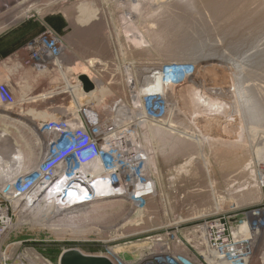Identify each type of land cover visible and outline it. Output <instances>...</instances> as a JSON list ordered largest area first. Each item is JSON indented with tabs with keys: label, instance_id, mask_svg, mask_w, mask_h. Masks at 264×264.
Here are the masks:
<instances>
[{
	"label": "rangeland",
	"instance_id": "obj_1",
	"mask_svg": "<svg viewBox=\"0 0 264 264\" xmlns=\"http://www.w3.org/2000/svg\"><path fill=\"white\" fill-rule=\"evenodd\" d=\"M47 1L19 0L13 6L18 7L20 4L22 6L25 3L26 6L23 7L29 10L27 15L11 25L0 22V39L26 21H37L42 27L41 32L25 45L11 54L0 56V111L6 113L7 118L4 117V121L0 119V133L6 135L4 138L9 140L2 141L0 138L1 162L10 165L11 162L17 161L18 170L27 171L34 167L44 156L42 148L46 137L39 129L42 122L58 119L57 117L62 115L69 117L76 114L81 104L89 100L88 97H84L87 99L83 100L81 94H91L96 90L98 96L90 101L93 108L100 110L99 113H105L101 114L100 118L107 120L113 115V120L119 124L118 126L125 127V123L126 126L130 123L129 127L138 137V141L140 140L139 144L141 146L148 144L152 147V155L149 154L142 164L149 168L146 169L155 182L156 191L145 210L136 218L135 215L127 216L126 205L125 208L123 205V208L119 209L120 205L113 202L101 210L87 213L80 222L73 221L72 226L70 222H60L54 218L47 221L44 215L41 220L33 219L29 217V211L22 212L24 215L17 217L13 229L8 234L0 236V254L3 251L9 254L11 260L8 263L16 264L13 259L22 250L26 253L33 251L57 264L61 254L67 249L77 248L85 253H93L106 251L108 246L117 249L127 244L129 251L135 247H142L145 250L148 247L147 243L139 246L137 239L152 241L145 238H167L168 233L182 241L189 240L195 243L194 239H198L195 227L203 223L204 218L223 217L235 218V221L246 219L248 224L251 221L252 226L256 224L260 226L258 229L256 226L254 230L257 243L252 258L249 262L240 264H264V0H162L166 2L164 6L156 8L157 5L152 2V9L148 5L139 9L140 13L132 6L124 5L127 10L122 3L110 0L108 2L111 4H108L107 0L89 2L65 0L53 6H48ZM78 6H83L84 9ZM147 7L151 10L148 11ZM144 8H147L146 11ZM130 9L137 13V17L133 16L136 20L130 19L131 22L135 21L133 23L128 21ZM88 15L91 16L89 22L99 23L101 29L94 31L89 38L80 39L90 49L103 51L105 55L102 61L105 63L115 62V67L105 66L108 67L106 72L109 75L106 79L97 76L94 70L87 71L91 81L96 83L95 90L84 92L78 78L65 77L64 71L57 66L59 63L55 64L56 66L51 63L40 67L36 63L29 65L24 62L30 59L28 53L25 52L26 57L22 54L27 44L47 31H52L60 41L59 47H63L69 35H72V29H75L73 20L79 19L78 21L82 23L89 19ZM121 15L128 16L121 17V20ZM57 16L62 17L65 23L60 33L47 22V19ZM92 16L96 18L98 16L99 19ZM73 35L76 37L77 34L74 32ZM65 55L63 54L62 58ZM90 58L97 57L91 55ZM58 59V62L61 61L60 57ZM167 63L171 65L165 66ZM157 66L160 67L159 71L165 74L164 79L169 78V82H174V77L182 76L185 67L195 66L201 75H204L185 85L186 87L180 91L179 98L184 103L180 101L178 106L181 105L179 107L182 108L178 106L179 109L175 106L170 109L156 108L143 100L142 92L152 84L158 72V69H155V74L152 75L150 70ZM173 67L182 71L174 70ZM166 69L172 70L167 72ZM188 73L189 76L192 75V71ZM72 80L79 89L63 92L69 90L67 83ZM41 82L43 85L38 88ZM195 82L206 87L200 88ZM132 86L143 98L140 96L141 102L137 103L139 105L134 102L136 93L132 92ZM2 93H5V98L2 97ZM44 95L46 97L42 100L47 99L48 102L39 100ZM120 101L125 107L121 108L123 104ZM114 106L121 108L119 116L116 111H113L115 114H108V111L115 109ZM4 107L5 110L2 109ZM62 107L66 111L62 110ZM24 108L26 110H23ZM190 114L192 115L188 116ZM126 115L131 118H127ZM157 126L167 129L169 135L165 133V136L154 138ZM11 135L18 141L16 147ZM29 149L33 150L34 155H38L35 160L31 161L30 158L27 160ZM117 221H123L122 227L128 231L127 237H121L123 231L110 230L116 226ZM99 225L105 228L102 233L106 234V237L101 239L93 233V229L100 228ZM191 245L196 249L188 246L189 250H186V253L199 264H207L205 262L207 255L203 249L195 244ZM120 250L123 249L120 248L118 251Z\"/></svg>",
	"mask_w": 264,
	"mask_h": 264
},
{
	"label": "built area",
	"instance_id": "obj_2",
	"mask_svg": "<svg viewBox=\"0 0 264 264\" xmlns=\"http://www.w3.org/2000/svg\"><path fill=\"white\" fill-rule=\"evenodd\" d=\"M47 32L39 37L41 44L36 45L32 41L33 43L25 46V50L32 47L29 50L31 59L26 60L27 63L39 61L41 65L50 64L58 58L54 54L62 48L59 47L60 42L54 32L56 38L50 37ZM48 55L53 56L52 60ZM1 95L6 97L5 93ZM79 110L72 116L44 122L41 133L46 138L41 161L37 166L20 173L12 183L8 182L4 186L0 184V236L13 229L17 217L24 215L22 212H28L25 207H36L38 204L49 207L48 216L55 220L58 215L65 218H81L89 213L98 201L114 197V191H117L122 192L118 194L129 197V200H123L126 198L121 196L118 201L113 202L120 205L119 209L126 205L127 216L135 215L136 218L145 210L152 198V191L143 186L150 182L151 177L148 172L142 171V163L136 158L133 140L127 135V132L131 133L130 127L118 126L117 122L110 121L109 118L100 119L97 111L89 113ZM95 164L101 166L99 170H95L96 173L86 171ZM111 169L113 170L110 171ZM141 191L149 195L144 196ZM102 202L108 201L99 203ZM122 226L123 221H117L116 226L110 230L123 231L121 237H127L128 231ZM256 226L257 224L252 226L251 221L248 224L246 219L235 221V218H204V222L195 227L198 237L197 240L194 239L195 243L182 241L168 233L167 238H145L152 241L137 239L139 246L147 243L145 250L135 247L129 251L127 244L120 247L123 250L118 251L120 248H117L118 252L112 246H108L106 251L93 253L79 250L87 255L105 256L113 264H199L186 253L188 246L195 248L191 245L195 244L207 255V264H240L249 262L253 256L257 243L254 236ZM259 227L258 225L257 229ZM104 229L100 226L99 229H93V233L101 239L106 237V234L102 233ZM136 251L139 252L135 254ZM9 260L10 255L3 251L0 254V264H9ZM13 260L16 264H56L33 251L26 253L24 250Z\"/></svg>",
	"mask_w": 264,
	"mask_h": 264
},
{
	"label": "bare ground",
	"instance_id": "obj_3",
	"mask_svg": "<svg viewBox=\"0 0 264 264\" xmlns=\"http://www.w3.org/2000/svg\"><path fill=\"white\" fill-rule=\"evenodd\" d=\"M19 0H0V22H7L8 23V25H11V24H14V23H17V22H19L20 20H21V18L23 17V16H25V15H27V13H28V9L26 8H24L23 6L25 5V3H23L22 4V6H18V7H14L13 6V4H15L16 2H18ZM65 0H52V1H47V2H49L48 3V6H53V5H56V4H60L61 2H64ZM83 1V0H82ZM90 0H88V2H89ZM25 2H27V1H25ZM87 2V3H88ZM91 2H93V1H91ZM90 2V3H91ZM107 2H108V0H107ZM118 3H122V5L124 6H126V7H128V6H132L133 7V9H135V11L137 10H139V9H141L142 7H146V6H151V9H152V6L153 5H151V3L153 2V4H155V5H157V7L156 8H158V7H162V6H164L165 4H166V2L165 1H159V0H118L117 1ZM117 2H114V3H117ZM93 3H95L96 4V2H93ZM45 4H47V3H45ZM82 5V3H79V5ZM84 4H85V1H84ZM83 4V5H84ZM108 4H111V3H109L108 2ZM38 5H39V3H38ZM38 5H36V6H38ZM74 5V4H73ZM93 5L94 4H92V6L91 7H93ZM116 5V4H115ZM26 6V5H25ZM64 6V5H63ZM86 6H88L87 4L85 5V8H86ZM117 6H119V5H117ZM124 6V7H125ZM73 7V6H72ZM78 7H80V6H78ZM83 9H84V7L83 6H81ZM80 7V8H81ZM90 7V6H89ZM89 7H88V9H89ZM125 7V8H126ZM32 8V7H31ZM36 8V7H35ZM77 8V7H76ZM80 8H78L79 10H80ZM81 8V9H82ZM148 8V7H147ZM147 8H144V10L145 9H147ZM72 9V8H71ZM74 9V8H73ZM87 9V8H86ZM93 9V8H92ZM96 9V8H95ZM95 9H93V10H95ZM101 9V8H100ZM99 9V10H100ZM127 9V8H126ZM143 9V8H142ZM151 9H149L148 8V11H150ZM98 10V9H97ZM96 10V11H97ZM123 10H124V8H123ZM128 10V9H127ZM68 11V10H67ZM69 11H70V9H69ZM68 11V12H69ZM82 11V10H81ZM81 11H79L80 13H81ZM86 11V10H85ZM88 11H91V10H88ZM95 11V12H96ZM130 11V13H129V17H128V21L129 22H131L130 21V19L131 18H133L134 19V17L136 16V12L135 11H131V9L129 10ZM146 11V10H145ZM66 12V11H65ZM83 12V14H84V11H82ZM139 12V11H138ZM75 13V12H74ZM87 13V12H86ZM128 13V12H127ZM140 13V12H139ZM83 14L81 13V15L83 16ZM90 14V13H89ZM96 14H99L100 15V13L99 12H97ZM123 14V13H122ZM98 15V16H99ZM78 16H80V15H78ZM89 16V19H87V20H85V21H83L82 23L80 22V21H78L79 19H76L77 20V22L76 23H78V22H80L82 25L83 24H86V23H88L89 25H95V26H99L100 24L99 23H96L95 21L94 22H89L90 21V15H88ZM87 16V17H88ZM94 16V15H93ZM92 16V17H93ZM97 16V18L96 17H93V18H95V19H99V17ZM125 16V15H124ZM124 16H120V19H121V17L123 18ZM128 16V15H127ZM127 16H125V17H127ZM134 16V17H133ZM81 17V16H80ZM137 17V16H136ZM100 18H101V15H100ZM84 19V18H83ZM80 20H81V18H80ZM92 20V19H91ZM104 20V19H103ZM122 20V19H121ZM134 20H136V19H134ZM71 21H72V19H71ZM75 21V20H74ZM97 21V20H96ZM99 21V20H98ZM123 21H124V19H123ZM100 22H101V20H100ZM122 22V21H121ZM133 22H135V21H133ZM133 22H131V23H133ZM103 23V22H102ZM79 24V23H78ZM80 24V25H81ZM97 24V25H96ZM122 24V23H121ZM126 24H128V23H126ZM126 26V25H125ZM74 27V26H73ZM100 27V26H99ZM104 27V26H103ZM93 28V27H92ZM96 28V27H95ZM78 29H80V28H78ZM89 29V28H88ZM87 29V30H88ZM94 29V28H93ZM97 29V28H96ZM96 29H94L95 30V32H96ZM98 29H100V28H98ZM103 29V28H102ZM85 29L83 28V31H84ZM92 29H90V31H91ZM79 31V30H78ZM81 31V30H80ZM85 32V31H84ZM92 32H94V31H92ZM107 32V31H106ZM80 33V32H79ZM88 33V32H87ZM47 34L50 36V37H53V38H56V36L53 34V32H51V31H48L47 32ZM81 35V34H80ZM83 35V34H82ZM74 36V35H73ZM72 38V37H71ZM79 39V38H78ZM64 41V40H63ZM74 41V40H73ZM60 42V41H59ZM69 42V41H68ZM33 43V42H32ZM38 43H42V41H41V38H38L37 40H34V44H36V45H39ZM43 44H44V42H43ZM71 44V43H70ZM71 46V45H70ZM91 46V45H90ZM92 47V46H91ZM63 48V49H62ZM61 49H59L58 50V52H56L54 55L55 56H57V57H60V58H62V55L64 54L65 55V51H64V47H62ZM87 48V47H86ZM30 49H32V47L30 48H28L27 50H25L24 52H22V54L24 55L23 57H26V55H25V52L26 53H28V55H29V53H30ZM67 49V48H66ZM65 49V50H66ZM23 50V49H22ZM42 52V54L44 53V51H41ZM65 52V53H64ZM68 52H70V51H68ZM71 53V52H70ZM89 53V52H88ZM67 55H68V53H67ZM73 55V54H72ZM17 56L19 57V52H18V54H17ZM70 56V55H69ZM69 56H67V57H69ZM51 57H53L52 55H48V58H50L51 60H52V58ZM65 57H66V55H65ZM64 57V58H65ZM71 57V56H70ZM73 57H74V55H73ZM21 58H22V56H21ZM72 58V57H71ZM31 59V58H30ZM29 59V60H30ZM80 59V58H79ZM34 60V59H33ZM56 61H58L59 59L58 58H56L55 59ZM63 60V59H62ZM70 60V59H69ZM167 60V59H166ZM71 61V60H70ZM24 62H26V61H24ZM63 62V61H62ZM161 62V61H160ZM23 63V62H22ZM27 63V62H26ZM26 63H24V64H26ZM34 63H36L35 61H32L31 63H27V64H29V65H32V64H34ZM53 63V62H52ZM59 63V62H58ZM66 63H67V60H66ZM72 63V62H71ZM173 63V62H172ZM57 64V63H56ZM64 64V63H63ZM68 64H70V63H68ZM36 65H38V66H40L41 67V63L39 62V61H37V63H36ZM44 65V64H43ZM53 65V64H52ZM65 65V64H64ZM73 65V64H72ZM143 65V64H142ZM150 65V64H149ZM158 65V64H157ZM171 64H166L165 66H170ZM144 66V65H143ZM148 66V65H147ZM152 66V65H151ZM156 66V65H155ZM59 67H60V65H59ZM66 67H69L70 68V66H64V68H66ZM223 67V66H222ZM38 68V67H37ZM50 68V67H49ZM61 68V67H60ZM64 68H63V70H64ZM191 68V69H190ZM220 68V67H219ZM227 68V67H226ZM45 69H46V67H45ZM52 69V68H51ZM67 69V68H66ZM148 69V68H147ZM155 69H158V72L156 73V78L154 79V81H152V84L151 85H149V87L148 88H146V90L145 91H143L142 92V96H144L143 98H142V96H141V98L144 100V101H147V102H149V105H151V106H153V107H156V108H160V107H165V108H167L168 109V107H169V109L171 108V107H176V108H178L179 106H181V105H179L178 106V103L180 102V101H182V100H180V98H179V95H180V91L182 90V89H184L186 86L185 85H187V84H190V83H193L194 82V80L195 79H197L198 77H204V75H201V73H200V70L199 69H197L195 66H190V67H188V68H184L183 70V74H182V76H177V77H174V82H169V78H165L164 79V73L162 74V72H160L159 70H160V67L159 66H157V67H153L151 70H150V73H152V75H154L155 74V72H154V70ZM172 69H174V70H176L177 69V67L175 68V67H173ZM172 69H169V71L170 70H172ZM187 69V70H186ZM50 70V69H49ZM48 70V71H49ZM163 70V69H162ZM177 70H181L182 71V69H177ZM23 71V70H22ZM67 70H65V72H66ZM165 71H167V72H169L168 71V69H166ZM186 71H187V73H186ZM188 71H192V75H190L189 76V73H188ZM219 71H220V69H219ZM227 71V70H226ZM24 72V71H23ZM52 72H54V71H52ZM56 72V71H55ZM63 73V72H62ZM67 73V76H69L68 74H70L71 72L70 71H68V72H66ZM72 73H74V72H72ZM146 73V72H145ZM167 74V73H166ZM53 75H54V73H53ZM58 75V74H57ZM66 75V74H65ZM55 76V75H54ZM64 76V75H63ZM51 77V76H50ZM56 77V76H55ZM55 77H54V79H55ZM57 77H59V76H57ZM61 77V76H60ZM169 77V76H168ZM211 77V76H210ZM64 78V77H63ZM68 78V77H67ZM130 78V77H129ZM128 78V79H129ZM154 78V77H153ZM213 78V77H212ZM62 79V78H61ZM68 79H70V78H68ZM111 79V78H110ZM48 80V79H47ZM77 80V79H76ZM112 80V79H111ZM110 80V81H111ZM140 80V79H139ZM138 80V81H139ZM61 81V80H60ZM63 81V80H62ZM61 81V82H62ZM67 81V80H66ZM107 81V80H106ZM115 81H117V80H115ZM214 81V80H213ZM57 82V81H56ZM95 82H97L96 80H95ZM145 82V81H144ZM51 83H52V81H51ZM50 83V84H51ZM64 83V82H63ZM66 83V82H65ZM105 83V82H104ZM114 83V82H113ZM143 83V82H142ZM196 83V82H195ZM94 84H96V83H94ZM106 84V83H105ZM108 84V83H107ZM116 84V83H115ZM127 84H129V82L127 83ZM134 84V82H132V85ZM147 84V83H146ZM196 84H198V83H196ZM42 85H43V82H41V83H39V85H38V88L39 87H42ZM47 85V84H46ZM45 85V86H46ZM66 85V84H65ZM49 86V85H48ZM48 86H46V87H48ZM53 86V85H52ZM52 86H51V88H52ZM59 86V85H58ZM64 86V85H63ZM67 86H68V88H69V90H65V89H63V90H65V91H63V92H72L73 91V89L75 90V88L78 90L79 89V87L77 88V85H75V83H74V81L72 80V81H70V83L68 82L67 83ZM66 86V87H67ZM129 86V85H128ZM144 86H146V85H144ZM198 86L200 87V88H205L206 86L203 84V85H201V84H198ZM44 87V86H43ZM133 87V86H132ZM141 87H143V84L141 85ZM147 87V86H146ZM7 88V87H6ZM38 88H36V89H38ZM96 88H97V86H96ZM108 88V87H107ZM118 88V87H117ZM116 88V89H117ZM129 88V87H128ZM60 89V88H59ZM109 89V88H108ZM134 89H135V87H133V89H132V92H134V93H136L135 95H136V97H134V99H135V103L137 104L139 101H140V96H139V93L136 91H134ZM143 89V88H142ZM44 90V89H43ZM42 90V91H43ZM97 90H99V89H97ZM140 90H141V88H140ZM144 90V89H143ZM201 90V89H200ZM34 91V90H33ZM58 91V90H57ZM113 91V90H112ZM130 91H131V89H130ZM35 92V91H34ZM39 92H41V91H39ZM53 92V91H52ZM55 92H56V90H55ZM33 93V92H32ZM43 93V92H42ZM59 93V92H58ZM115 93V92H114ZM10 94V93H9ZM39 94V93H38ZM52 94V93H51ZM34 95V94H33ZM53 95V94H52ZM61 95H62V93H61ZM60 95V96H61ZM82 96H83V98L84 97H88L89 98V100L88 101H85V102H83L82 104H81V107H79V109H81V111L82 110H84V111H88L89 113H91L92 111H97V112H99L100 110H98V109H96V108H93V106L91 105V99L93 100V99H95L96 98V96H98V93H97V91L95 90L93 93H91V94H81ZM134 95V96H135ZM47 96H50V95H47ZM46 97V95H44V96H41V98H39V100L41 101L43 98H45ZM50 97H53V96H50ZM120 97V96H119ZM181 97V96H180ZM13 99V98H12ZM51 99H53V98H51ZM61 99V98H60ZM85 99H87V98H84L83 100H85ZM113 99V98H112ZM115 99V98H114ZM120 99V98H119ZM122 99V98H121ZM120 99V100H121ZM129 99V98H128ZM133 99V98H132ZM25 100V99H24ZM58 100V99H57ZM80 100H82V99H80ZM109 100V99H108ZM42 101H46V102H48V100L47 99H45V100H42ZM50 101V100H49ZM79 101V100H78ZM116 102V101H115ZM121 103H122V101H120ZM141 102V101H140ZM139 102V103H140ZM183 102V101H182ZM9 103H11V102H8V104ZM12 103H14V102H12ZM44 103V102H43ZM51 103V102H50ZM61 103V102H60ZM112 103V102H111ZM184 103V102H183ZM15 104V103H14ZM38 104V103H37ZM40 104V103H39ZM42 104V103H41ZM51 104H53V103H51ZM62 105H63V103H61ZM109 104V103H108ZM123 105H121V108L124 106V103H122ZM181 104V103H180ZM2 105H4V104H2ZM5 105H7V104H5ZM31 105V104H30ZM57 105H59V103L57 104ZM65 105V104H64ZM63 105V106H64ZM111 105V104H110ZM137 105H139V104H137ZM220 105V104H219ZM22 106H23V104H22ZM44 106V105H43ZM71 106V105H70ZM69 106V107H70ZM108 106V105H107ZM130 106V105H129ZM135 106V105H134ZM178 106V107H177ZM38 107V106H37ZM51 106H49V108H50ZM55 107V106H54ZM116 106H114V108H115ZM125 107V106H124ZM137 107V106H136ZM43 108V107H42ZM44 108H45V106H44ZM121 108L119 107L118 108V106H117V108H115V109H113L114 111H116L117 113H118V115L117 116H119V112L121 111ZM138 108H140V106L138 107ZM142 108V107H141ZM152 108V107H151ZM176 108H175V110H176ZM179 108H182V107H179ZM178 108V109H179ZM3 110H5V107L4 108H2ZM57 109H59V108H57ZM76 109V108H75ZM111 109V108H110ZM127 109V108H126ZM132 109V108H131ZM10 110H11V108H10ZM23 110H26L25 108L23 109ZM37 110V109H36ZM60 110H61V108H60ZM74 110V109H73ZM112 110V109H111ZM133 110V109H132ZM214 110V109H213ZM49 111H52V110H49ZM66 111V110H65ZM68 111V110H67ZM80 111V110H79ZM108 111V110H107ZM131 111V110H130ZM139 111H141V110H139ZM138 111V112H139ZM147 111V110H146ZM145 111V112H146ZM166 111V110H165ZM170 111V110H169ZM168 111V112H169ZM181 111H183V110H181ZM185 111V110H184ZM187 111V110H186ZM223 111V110H222ZM202 112H204V111H202ZM209 112V111H208ZM235 112V111H234ZM49 113V112H48ZM51 113V112H50ZM73 113H75V112H73ZM93 113V112H92ZM104 113V112H103ZM103 113H99V116L101 117V114H103ZM126 113H128V112H126ZM135 113V112H134ZM142 113V112H141ZM166 113V112H165ZM191 113V112H190ZM205 113V112H204ZM210 113V112H209ZM53 114V113H52ZM54 114H56V113H54ZM109 115H111L110 113H108ZM113 114H115V113H113ZM121 114V113H120ZM124 114V113H123ZM145 114V113H144ZM148 114V113H147ZM172 114H173V112H172ZM197 114V113H196ZM203 114V113H202ZM214 114H216V111H215V113ZM233 114V113H232ZM231 114V115H232ZM38 115V114H37ZM47 115V114H46ZM50 115V114H49ZM57 115V114H56ZM104 115H105V113H104ZM107 115V114H106ZM108 115V116H109ZM129 115V114H128ZM128 115H126V117L128 116ZM132 115L134 116V114L132 113ZM136 115V114H135ZM143 115V114H142ZM168 116H169V114H167ZM192 114H190V115H188V116H191ZM211 115V114H210ZM231 115H229V116H231ZM236 115V114H235ZM6 116V113H3V112H1L0 111V119H2L3 120V118ZM72 116V115H71ZM108 116H106V118H108ZM115 116V115H114ZM132 116V117H133ZM146 116V115H145ZM151 116V115H150ZM170 116H171V114H170ZM202 115H200V117H201ZM207 116H209V115H207ZM228 116V117H229ZM234 116V115H233ZM105 117V116H104ZM144 117V116H143ZM153 117V116H152ZM164 117V116H163ZM177 117V116H176ZM202 117H204V116H202ZM210 117V116H209ZM214 117V116H213ZM212 117V118H213ZM226 117H227V115H226ZM6 118V117H5ZM34 118V117H33ZM103 118V117H102ZM110 118H112V119H110ZM109 119H110V121H113V115H111V117H110ZM127 118H129V117H127ZM131 118V117H130ZM129 118V119H130ZM142 118V117H141ZM167 118V117H166ZM175 118V117H174ZM186 118V117H185ZM193 117H191V119H192ZM206 118V117H205ZM225 118V117H224ZM7 119V118H6ZM101 119V118H100ZM145 119V118H144ZM177 119H178V117H177ZM176 119V120H177ZM181 119V118H180ZM226 119V118H225ZM234 119V118H233ZM11 120V119H10ZM52 120V119H51ZM123 120H125V118L123 119ZM128 120V119H127ZM155 120V119H154ZM168 120V119H167ZM170 120V119H169ZM173 120V119H172ZM171 120V121H172ZM193 120H194V118H193ZM192 120V121H193ZM198 120V119H197ZM205 120V119H204ZM4 121V120H3ZM129 121V120H128ZM127 121V122H128ZM146 121V120H145ZM170 121V122H171ZM200 121V120H199ZM214 121V120H213ZM5 122H7V121H5ZM13 122V121H12ZM15 122H17V121H15ZM14 122V123H15ZM139 122H140V120H139ZM174 122V121H173ZM200 122H203V120L202 121H200ZM206 122V121H205ZM207 122H209L208 120H207ZM211 122V121H210ZM9 123H11V122H9ZM18 123V122H17ZM136 123V122H135ZM143 123L145 124V122L143 121ZM175 123V122H174ZM179 123H181V122H179ZM6 124V123H5ZM19 124H21V123H19ZM123 124H124V122H123ZM122 124V125H123ZM132 124V123H131ZM153 124V123H152ZM177 124H178V122H177ZM184 124V123H183ZM200 124V123H199ZM204 124V123H203ZM208 124V123H207ZM213 124V123H212ZM3 125V124H2ZM10 125V124H9ZM125 126H126V123L124 124ZM129 125H130V123H129ZM129 125H128V123H127V126H128V128H129ZM134 126H135V124H133ZM137 125V124H136ZM140 125H141V123H140ZM175 125V124H174ZM195 125H197V122H196V124ZM205 125V124H204ZM11 126V125H10ZM18 126H20V125H18ZM131 126V125H130ZM145 126V125H144ZM144 126H142V127H144ZM177 126V125H176ZM207 126V125H206ZM150 127V126H149ZM151 127H153V125L151 126ZM170 127V126H169ZM195 127V126H194ZM198 127V126H197ZM22 128V127H21ZM26 128V127H25ZM42 128V127H41ZM41 128H39L40 129V131H42V129ZM154 128H155V126H154ZM190 128V127H189ZM210 128V127H209ZM212 128V127H211ZM24 129V128H23ZM28 129V128H27ZM170 129V128H169ZM193 129V128H192ZM195 129H196V127H195ZM207 129V128H206ZM135 130V129H134ZM147 130V129H146ZM189 130V129H188ZM191 130V129H190ZM137 131V130H136ZM209 131H210V129H209ZM130 132L132 133H129V132H127L128 134V137H130V138H132V140H133V143H134V147H135V155H136V158H137V160H139L140 161V163H143V160L144 159H147L148 157H149V154H151L152 155V153L151 152H153L152 151V147L150 146H148V144L146 145V146H141L140 144H139V141L137 140V136L133 133V131L130 129ZM143 132H145V131H143ZM179 132V131H178ZM214 132V131H213ZM21 133H23V132H21ZM20 133V134H21ZM137 133V132H136ZM146 133V132H145ZM144 133V134H145ZM168 134L167 133V129H165V128H163V127H161V126H157L156 127V129H155V133H154V138L155 137H160V135H164V134ZM172 133V132H171ZM177 133V132H176ZM198 133H200L201 134V131H199L198 130ZM6 134H8L7 132H6ZM153 134V133H152ZM203 134H205V133H203ZM211 134V133H210ZM214 134V133H213ZM169 135V134H168ZM192 135V134H191ZM195 135V134H194ZM206 135H209V134H206ZM24 136V135H23ZM30 136V135H29ZM40 136H42V135H40ZM165 136V135H164ZM181 136V135H180ZM4 137H6V135H3V134H1L0 133V138H1V140L3 141V140H5V141H8L9 142V140L8 139H5ZM28 137V136H27ZM145 138H147L146 136H144ZM149 137V136H148ZM162 137V136H161ZM167 137V136H166ZM185 137V136H184ZM189 137V136H188ZM197 137V136H196ZM204 137H206V136H204ZM204 137H203V139H204ZM211 137V136H210ZM212 137H213V135H212ZM10 138V137H9ZM11 138H12V140H14V145H15V147L17 146V144H18V141H16L17 139L15 138V137H12V135H11ZM33 138V137H32ZM150 138V137H149ZM164 138V137H163ZM163 138H160V139H163ZM202 138V137H201ZM148 139V138H147ZM168 139V138H167ZM167 139H166V141H167ZM170 139V138H169ZM191 138H189V140H190ZM193 139V138H192ZM209 139V138H208ZM36 140V139H35ZM187 140V139H186ZM196 140V139H195ZM1 141V142H2ZM153 141V140H152ZM164 140H162V142H163ZM207 141H209V140H207ZM137 142H138V144H137ZM204 142H205V139H204ZM210 142V141H209ZM209 142H208V144H209ZM213 142V141H212ZM17 143V144H16ZM146 143H148V140H147V142ZM155 143V142H154ZM164 143V142H163ZM211 143V142H210ZM3 144V143H2ZM44 144V143H43ZM213 144V143H212ZM4 145V144H3ZM21 145V144H20ZM204 145V144H203ZM2 146V145H1ZM0 146V147H1ZM215 146V145H214ZM3 148V147H2ZM163 148V147H162ZM212 148V147H211ZM1 149V148H0ZM6 149V148H5ZM30 151H29V153L26 155V154H24V156L26 155L27 157H28V161H29V158H30V160L32 161L35 157H37L36 155H34V153H33V150L32 149H29ZM3 151V150H2ZM167 151V150H166ZM210 152V151H209ZM215 152V151H214ZM131 153V152H130ZM163 153H164V151H163ZM166 154V153H165ZM150 155V157H152ZM23 156V157H24ZM24 159V158H23ZM25 160V159H24ZM35 160V159H34ZM2 160L0 159V162H1ZM153 161V160H152ZM189 161V160H188ZM209 161V160H208ZM146 162V161H145ZM24 163V162H23ZM148 162H146V164H147ZM16 164V165H15ZM151 164V163H150ZM189 164V163H188ZM18 162L17 161H14V162H11V164L10 165H8L7 163H5V162H1L0 163V184L1 185H7V183L8 184H10V183H12V181L20 174V173H23V172H26L24 169H19L18 170ZM207 165V164H206ZM24 166V165H23ZM183 166V165H182ZM25 167V166H24ZM99 167L101 168V166H100V164H95V165H93V166H91V167H88L87 168V172H95L96 173V171L95 170H99ZM141 167V169H142V171L144 172V171H146V173L147 172H149V171H147V169H149V168H145V166H144V164H142V166H140ZM153 167V166H152ZM151 168V167H150ZM181 168V167H180ZM152 169V168H151ZM27 170V169H26ZM113 170V169H112ZM111 170V171H112ZM186 170V169H185ZM155 171H157V170H155ZM154 171V172H155ZM184 171V170H183ZM189 173V172H188ZM187 173V174H188ZM148 174V173H147ZM151 174V173H150ZM179 174H180V171H179ZM189 175V174H188ZM173 179V178H172ZM150 180V182L148 183V184H145L143 187H145V189H150L152 192L153 191H156V188H155V182L154 181H152L151 179H149ZM150 191V192H151ZM116 194H115V196L113 197V196H111V197H108V198H106V199H104V200H107L108 202H102V204H100L99 202L100 201H104V200H100V201H98V203L95 205V207H93L92 208V210L90 211V212H95L96 210H98V209H100L101 210V208H105V207H107V205H109L110 206V203H112V202H114V201H118V198H120L121 196L122 197H125L126 198V200H129V197L128 196H125V195H120V194H118V193H122V192H117V191H114ZM152 192L150 193L151 195V197L153 198V196L155 195V193L153 192V194H152ZM141 193L142 194H145V193H143L142 191H141ZM157 193V192H156ZM147 195H149V194H147ZM146 194L144 195V196H147ZM143 196V197H144ZM116 200H115V199ZM151 198V199H152ZM141 199H143V198H141ZM145 203H146V200H145ZM116 205V204H115ZM114 206V205H113ZM123 206V205H122ZM124 208H125V206H123ZM122 207V208H123ZM121 208V209H122ZM25 209H27L29 212V217H31V218H33V219H37V220H41V217H42V215H44V218L45 219H47V221H48V219L50 220V219H53V218H50L48 215L50 214V208L49 207H46V205L44 206V205H42V204H38V205H36V207H29V208H26L25 207ZM36 209V210H35ZM125 211V210H124ZM57 215H55V217H56ZM83 216H87V214H85V215H83ZM82 216V217H83ZM82 217L80 218H65V217H61V216H57V220L56 221H60V222H70V225L72 226V223H73V221H74V223L76 222V220L77 221H81V220H83L82 219ZM55 221V220H54ZM55 223V222H54ZM53 223V224H54ZM57 224H58V222H56ZM131 223V222H130ZM57 224H56V226H57ZM60 224V227H61V223H59ZM63 224V223H62ZM65 224V223H64ZM67 226V225H66ZM132 226V225H131ZM129 227V226H128ZM131 228V227H130ZM177 237V236H176ZM158 243H161L160 241H158ZM132 247V246H131ZM134 248V247H133ZM117 250V249H116ZM119 250V249H118ZM200 251V250H199ZM196 257V256H195Z\"/></svg>",
	"mask_w": 264,
	"mask_h": 264
},
{
	"label": "crops",
	"instance_id": "obj_4",
	"mask_svg": "<svg viewBox=\"0 0 264 264\" xmlns=\"http://www.w3.org/2000/svg\"><path fill=\"white\" fill-rule=\"evenodd\" d=\"M78 15H80V14H78ZM76 22L77 21H74L72 23L75 26V29L76 30L75 29H72L73 30L71 32L72 35H69V39H68L69 42L67 41L66 44L63 46L64 47V51L66 52L65 54L68 53V55H66V57L64 56L65 58L64 57L61 58V61H59V64L57 66L60 65V67H61L60 69H62V70H63L64 66H70V68L69 67H66L67 69L64 68V70H63L64 73L66 74L65 77H68V78H71L73 76H76L78 78L82 74H87L88 75L87 71H90V70H92V71L94 70V73H96L97 76H99L102 79L108 78L109 75H108V72H106V69L108 67H110V66L115 67V62L114 61H112V62L109 61L108 62L109 64L105 63L104 61H102V60H104L102 57H103V55H105V53L103 51H98V50H92V49H90V47H88L87 45H85L82 42V40L80 39V38H87V37L89 38L90 35L93 34L92 31H95L94 29H96V28H97L96 30L98 31L99 30L98 28L101 25H99V26L97 24H96L97 26H95V25L93 26V25H89V24H83L82 25L80 22H78L79 24L76 23ZM78 28H80V29H78ZM83 28L85 29L84 30L85 32L83 31ZM90 29H92V30L90 31ZM77 31H78V33H77ZM74 32L77 34L76 37H75V35L73 36V33ZM68 51H70L71 53L68 52ZM111 53H113V52H111ZM72 54L74 55V57H73ZM91 55H94L97 58L96 59L90 58ZM67 56H69V57H67ZM98 57H99V59H98ZM66 60H67V63H66ZM56 63H58V61L53 62V65H55ZM68 63H70V64H68ZM105 66H108V67H105ZM65 70H67L66 72H68V71L71 72L70 74H68L69 76H67V73L65 72ZM72 72H74V73H72ZM57 107H59V106H57ZM62 110H65V109L62 107ZM57 118L61 119V118H64V116L62 115L61 117H57ZM42 124H43V122H42ZM37 165H38V163L35 166H37Z\"/></svg>",
	"mask_w": 264,
	"mask_h": 264
},
{
	"label": "trees",
	"instance_id": "obj_5",
	"mask_svg": "<svg viewBox=\"0 0 264 264\" xmlns=\"http://www.w3.org/2000/svg\"><path fill=\"white\" fill-rule=\"evenodd\" d=\"M47 22L57 31L62 32L65 25L62 17H51ZM42 27L37 21H26L18 28L10 31L0 39V56L11 54L25 45L36 34L41 32Z\"/></svg>",
	"mask_w": 264,
	"mask_h": 264
},
{
	"label": "water",
	"instance_id": "obj_6",
	"mask_svg": "<svg viewBox=\"0 0 264 264\" xmlns=\"http://www.w3.org/2000/svg\"><path fill=\"white\" fill-rule=\"evenodd\" d=\"M84 92L88 93L96 89L88 75L82 74L78 77ZM60 264H113L111 260L105 256L87 255L79 249L71 248L65 250L59 259Z\"/></svg>",
	"mask_w": 264,
	"mask_h": 264
}]
</instances>
